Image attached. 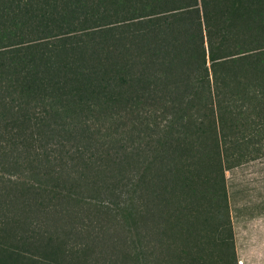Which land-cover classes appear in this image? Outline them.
<instances>
[{"label":"trees","instance_id":"obj_1","mask_svg":"<svg viewBox=\"0 0 264 264\" xmlns=\"http://www.w3.org/2000/svg\"><path fill=\"white\" fill-rule=\"evenodd\" d=\"M262 156L264 0H0V264H237Z\"/></svg>","mask_w":264,"mask_h":264},{"label":"crops","instance_id":"obj_2","mask_svg":"<svg viewBox=\"0 0 264 264\" xmlns=\"http://www.w3.org/2000/svg\"><path fill=\"white\" fill-rule=\"evenodd\" d=\"M225 182L237 264H264V156L227 169Z\"/></svg>","mask_w":264,"mask_h":264},{"label":"rangeland","instance_id":"obj_3","mask_svg":"<svg viewBox=\"0 0 264 264\" xmlns=\"http://www.w3.org/2000/svg\"><path fill=\"white\" fill-rule=\"evenodd\" d=\"M252 155H255L256 153H252V152H250ZM251 161V160H250ZM246 162H249V161H245L244 163H246ZM243 164V163H242ZM202 202L205 204V202H204V200H202Z\"/></svg>","mask_w":264,"mask_h":264},{"label":"built area","instance_id":"obj_4","mask_svg":"<svg viewBox=\"0 0 264 264\" xmlns=\"http://www.w3.org/2000/svg\"><path fill=\"white\" fill-rule=\"evenodd\" d=\"M240 263V262H239Z\"/></svg>","mask_w":264,"mask_h":264}]
</instances>
